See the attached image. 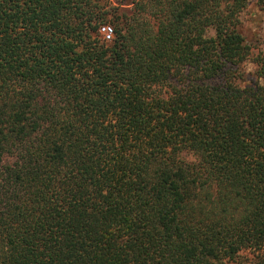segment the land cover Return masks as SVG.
I'll return each instance as SVG.
<instances>
[{
  "label": "trees",
  "instance_id": "obj_1",
  "mask_svg": "<svg viewBox=\"0 0 264 264\" xmlns=\"http://www.w3.org/2000/svg\"><path fill=\"white\" fill-rule=\"evenodd\" d=\"M114 1L0 0V264H264L249 0Z\"/></svg>",
  "mask_w": 264,
  "mask_h": 264
},
{
  "label": "rangeland",
  "instance_id": "obj_2",
  "mask_svg": "<svg viewBox=\"0 0 264 264\" xmlns=\"http://www.w3.org/2000/svg\"><path fill=\"white\" fill-rule=\"evenodd\" d=\"M239 19L240 31L245 37L246 42L250 45L252 54L263 53L264 0H249L246 7L241 11ZM240 67L243 72V80L246 82L252 81L256 69L255 64L249 60L244 62Z\"/></svg>",
  "mask_w": 264,
  "mask_h": 264
},
{
  "label": "built area",
  "instance_id": "obj_3",
  "mask_svg": "<svg viewBox=\"0 0 264 264\" xmlns=\"http://www.w3.org/2000/svg\"><path fill=\"white\" fill-rule=\"evenodd\" d=\"M99 34L104 41H109L113 37V30L110 25H102L99 27Z\"/></svg>",
  "mask_w": 264,
  "mask_h": 264
}]
</instances>
